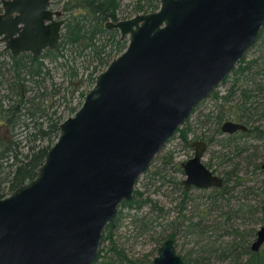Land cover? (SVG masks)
Segmentation results:
<instances>
[{
  "label": "water",
  "instance_id": "95a60500",
  "mask_svg": "<svg viewBox=\"0 0 264 264\" xmlns=\"http://www.w3.org/2000/svg\"><path fill=\"white\" fill-rule=\"evenodd\" d=\"M50 0H0V43L17 56L54 49L64 24ZM264 26V0H160L116 22L124 51L64 119L35 178L0 198V264H93L106 226L176 129L236 67ZM247 126L231 120L224 134ZM183 184L220 187L192 142ZM264 169V162L261 164ZM264 213V206H263ZM264 245V225L251 250ZM151 264H185L165 239Z\"/></svg>",
  "mask_w": 264,
  "mask_h": 264
},
{
  "label": "rangeland",
  "instance_id": "374dc122",
  "mask_svg": "<svg viewBox=\"0 0 264 264\" xmlns=\"http://www.w3.org/2000/svg\"><path fill=\"white\" fill-rule=\"evenodd\" d=\"M135 1L120 0L118 15L121 17L129 16ZM61 18L64 19L63 14ZM124 38L128 42V38ZM257 58H259V64L256 69L260 70L261 75L257 76L255 81L264 87V70L260 69L264 64V26L257 41L245 53L246 60ZM95 62L94 59L81 57L69 53L67 50L57 62L44 59L45 65L51 69V79L47 80V85L52 82L59 87L58 94L53 98L59 100L50 110L57 107L58 114L67 116L69 114L68 105L80 106L83 101L80 93L88 92L89 86L85 82L77 92L71 95L69 67L74 65L77 67L79 75L85 77L90 71H93ZM232 82V78L229 77L219 84L214 91L218 92V96L227 95ZM245 82L249 87H252L250 81L239 80L238 88L234 94L230 95L231 99L228 103L209 94L194 108L186 122L190 128L187 135L189 143L200 137L207 139L208 145L203 160L206 163L211 161L216 166L221 162L220 170L225 169L227 171L228 182L225 183L226 187L232 186L234 182L230 180L235 179L236 176L241 179L240 186L236 187L235 192L230 190V192L218 196L217 199L211 197L213 192H209L208 189L204 191L193 189L188 193V201L182 202L183 188L179 181L185 176L183 172L177 169L181 162L191 157L192 151L190 147L184 145L179 132H175L161 147L152 163L135 183L134 192L142 193L139 196L140 199L149 198L150 202L143 204L140 208L119 207L113 225L107 232H104L106 237L101 240L99 246L100 261L112 260L116 264H124L123 261L119 260L116 252L111 250V247H114L116 251H121L129 259L148 263L156 256L159 246L167 236L176 232L174 244L176 252L180 256L187 257L188 255L192 259L204 261L207 264H233L228 259L219 257L221 248H226L231 242L238 241V238L241 237L239 235H247L250 230L256 231L264 225V214L261 210H257L259 204L264 205V170L255 168V164L260 166L264 162V139H255L251 134L243 137L237 134V139L231 142V145H227L229 141L226 135L215 133L217 126L220 127L222 122L226 121H221L217 125L216 116L219 115L222 107L227 110L228 105L241 102L240 90ZM240 85L241 87H239ZM50 90L49 86L48 91ZM253 100L255 102L251 106V113H254V118H256V115L264 111V92L254 97ZM258 122L264 124V116ZM253 123L250 122L247 126L251 127ZM209 138H212V141L209 142ZM219 142L227 146L222 147L218 144ZM236 146L245 147L247 150L236 156ZM221 154H225V156L216 158V155ZM227 157L230 159L229 162L226 161ZM235 165L238 168L237 172L232 170ZM135 198L138 197L135 196ZM237 209H243V212L233 213V210ZM200 217L204 221L199 228H194L188 218L196 221ZM185 218L187 221L184 222ZM144 228L146 230H143ZM194 231L196 233H193ZM234 236L239 237L234 239ZM252 240L253 237L250 241ZM258 252L264 256V246Z\"/></svg>",
  "mask_w": 264,
  "mask_h": 264
},
{
  "label": "trees",
  "instance_id": "16d2710c",
  "mask_svg": "<svg viewBox=\"0 0 264 264\" xmlns=\"http://www.w3.org/2000/svg\"><path fill=\"white\" fill-rule=\"evenodd\" d=\"M51 4L53 8L58 7L61 15L64 16L61 37L54 49H47L40 56L35 57L27 52L12 56L9 51L0 47V198L11 194L16 188L36 177L48 150L60 133V123L69 117L68 115L74 114L83 102L78 107L68 105L69 114L67 116L58 114L57 107L50 110L59 100L53 99L58 94L59 87L52 82L47 85V80L51 79V69L45 65L44 59L57 62L66 50L81 57L94 59L96 62L93 71H90L85 76L86 78L79 75L78 69L74 65L69 67L70 94L77 92L85 82L88 83L90 90L96 76L127 46V40L121 37L118 29H107L105 24L108 21L116 22L139 13L154 12L159 8L160 0H136L132 13L127 17L118 15L120 0H51ZM259 58L246 60L244 56L238 62L237 66L224 79L226 81L227 78L231 77L233 81L227 95L218 96V92L214 90L210 93L214 98L222 99L223 102L228 103L231 99L230 95L234 94L238 88V81L241 79L250 81L252 87H249L247 82L243 87L239 86L241 87V102L228 105L227 110L222 107L219 115L216 116V124L233 119L246 125L254 122L255 124L253 123L248 131L242 132L240 136L251 134L253 138L258 140L264 138V124L258 122L264 116V111L254 118L255 115L251 113V106L255 102L253 98L264 92V87L255 81L256 77L261 75L260 70L256 69ZM260 69L264 70V64ZM49 86L50 91H48ZM86 93H80L83 100ZM186 122L187 120L176 129L184 143H188L187 135L190 130ZM215 133L217 135L222 134L219 126L215 129ZM226 137L229 141L227 145H231V142L237 139L236 136L231 135H226ZM208 141H212V138H209ZM218 144L222 147L227 146L221 142ZM235 150L237 152L235 155L239 156L247 148L236 146ZM223 155L225 156V154L216 155V158ZM229 160L227 157L226 161L229 162ZM220 163L217 164L216 170L225 175L223 177L227 183V171L219 169ZM255 168L259 169L260 166L255 164ZM177 170L182 172L180 167ZM232 170L237 172V166H233ZM230 181L234 182L232 186L226 187L224 185L220 191H214L211 197L217 199L218 196H222L230 190L235 192L236 187L241 184V179L236 176ZM179 183L181 184V181ZM141 195L142 193L135 191L132 199L123 201L120 206L140 208L143 204L150 202L149 198L140 199L139 196ZM135 196L138 198L136 199ZM182 197V202H187L189 199L188 192L182 190ZM262 206V203L259 204L257 210L262 211ZM243 209L233 210V213L243 212ZM188 220L194 228H199L204 221L201 217L196 221H193L192 218H188ZM183 221H187V218ZM112 225L113 222L106 226L102 239L106 237L104 232H107ZM175 235L176 232L170 233L167 238L174 240ZM254 235L255 230H250L244 236L239 235L241 237L238 238V241H233L226 248H221L219 257L228 259L233 264H264V258H261L264 256L260 252L253 253L249 249L250 240ZM239 236H234V239ZM111 250L116 252L119 260L123 261L124 264H151V261L145 263V261L129 259L121 251H116L114 247H111ZM181 257L185 264H207L204 261L192 259L188 255ZM99 259L100 249L93 264H116L112 260L103 262Z\"/></svg>",
  "mask_w": 264,
  "mask_h": 264
},
{
  "label": "flooded vegetation",
  "instance_id": "af4514ba",
  "mask_svg": "<svg viewBox=\"0 0 264 264\" xmlns=\"http://www.w3.org/2000/svg\"><path fill=\"white\" fill-rule=\"evenodd\" d=\"M49 8L51 9V10H57V9H54L53 7H52V4H51V0H50V5H49ZM60 18H61V15L59 16ZM62 19V18H61ZM261 31H262V29H261ZM261 31H260V33H261ZM260 33H259V35H260ZM259 35H258V37H259ZM258 37H257V39H258ZM257 39H256V41H257ZM255 41V42H256ZM254 42V43H255ZM0 45H1V47L2 48H4V44H1L0 43ZM45 50H47V49H45ZM45 50H43L38 56H40ZM8 51V50H7ZM22 53H24V52H22ZM27 53H29V52H27ZM21 54V53H20ZM31 54V53H30ZM19 55V54H18ZM32 55V54H31ZM13 56V55H12ZM38 56H35V57H38ZM238 64V63H237ZM237 66V65H236ZM232 72V71H231ZM228 76V75H227ZM231 121H235V122H238V123H243V122H241V121H237V120H231ZM223 123V122H222ZM244 124V123H243ZM246 125V124H245ZM247 126V125H246ZM220 128V127H219ZM248 129H249V127L247 126V130L246 131H241V130H237V131H235V132H233V133H229V134H225V135H231V136H236L237 134H241L242 132H247L248 131ZM222 133V132H221ZM222 134H224V133H222ZM188 139V138H187ZM264 139V138H263ZM196 140H202V141H204L205 143H206V147H205V151H204V154H205V152H206V150H207V145H208V143H207V139H204V138H196ZM196 140H193V141H196ZM192 141V142H193ZM188 143H184V145H186V146H188V147H190V149H191V151H192V155H193V152H194V147L192 146V142H190L189 143V141H187ZM204 154H203V156H204ZM191 155V156H192ZM190 158V157H189ZM188 158V159H189ZM186 161V160H185ZM203 161V163H204V165L208 168V169H210L211 170V172L213 173V174H215V175H217L218 177H221L222 178V185L220 186V187H210V188H207L208 190H209V192H214V191H220V189L225 185V178L223 177V174L219 171V170H216V165H213V163L210 161V162H208V163H206L204 160H202ZM182 163V162H181ZM181 163H180V168H181V170H182V172H183V169H182V167H181ZM263 163V162H262ZM220 169V168H219ZM260 169H262V170H264L262 167H261V164H260ZM185 176V175H184ZM184 179V178H183ZM183 179L181 180V185H182V188H183V190H185L186 192H190L191 190H202V191H204V190H207V189H203V188H196V187H194V186H190L188 189H186L185 188V185L183 184ZM264 206V205H263ZM263 206H262V212H263ZM264 214V213H263ZM261 227V226H260ZM259 227V228H260ZM258 230V229H257ZM256 230V231H257ZM256 231H255V235H254V237H253V240L255 239V237H256ZM167 239V238H166ZM173 240V239H172ZM252 240V241H253ZM252 241L250 242V244H249V249H250V251L251 252H253V253H255V252H258V251H252L251 250V243H252ZM173 243H174V240H173ZM174 246H175V244H174ZM262 246H264V245H262ZM261 246V247H262ZM260 247V248H261ZM176 250V249H175Z\"/></svg>",
  "mask_w": 264,
  "mask_h": 264
}]
</instances>
